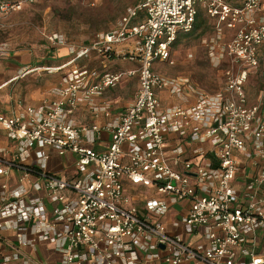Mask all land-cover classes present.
<instances>
[{"label": "built area", "instance_id": "built-area-1", "mask_svg": "<svg viewBox=\"0 0 264 264\" xmlns=\"http://www.w3.org/2000/svg\"><path fill=\"white\" fill-rule=\"evenodd\" d=\"M35 1L1 0L0 15ZM200 10L214 24L213 35L203 40L208 57L214 65H227L224 86L215 92L197 91L188 78L154 70L155 62L169 60L178 35L193 31ZM140 14L143 19L136 22ZM47 40L64 44L57 33ZM127 41L131 47L116 48ZM90 51L138 65L129 72L138 75L135 98L115 126L103 129L72 116L86 106L95 116L106 112L108 106H94V100L115 86L122 72L95 80L91 69L74 70L50 103L11 115L0 112V126L20 148L12 160L0 152V180L12 168L21 170L23 181L36 177L28 189L15 188L12 199L0 196V233L23 232L14 249L23 257L15 264H45L22 250L49 240L61 256L59 264H264L254 249L244 251L243 259L238 252L248 238L264 232V0H138L116 28L98 34L75 59ZM250 78L259 82L261 102L248 99ZM165 88L179 98L190 91L194 101L164 110L157 92ZM103 130L111 138L100 151L93 144ZM187 131L191 157L182 161L185 151L178 146L170 163L167 134ZM33 147L39 167L25 164ZM68 153L75 158L70 177L55 171ZM125 181L154 190L143 212L126 195ZM7 188L0 181V189ZM185 201L182 225L202 232L196 244L170 232L160 219ZM47 203L54 207L49 210ZM25 224L31 225V236ZM9 261L6 256L0 264Z\"/></svg>", "mask_w": 264, "mask_h": 264}, {"label": "crops", "instance_id": "crops-1", "mask_svg": "<svg viewBox=\"0 0 264 264\" xmlns=\"http://www.w3.org/2000/svg\"><path fill=\"white\" fill-rule=\"evenodd\" d=\"M39 1L42 0H37L34 3ZM30 4L32 3L26 4L24 8ZM13 13L7 16L0 15V112L11 115L23 108H37L50 103L57 98L56 90L65 85V77L74 70H81L84 68L91 69L95 74V80L98 76L106 72H122V76L118 83L106 89L101 97L94 100V106L101 107L107 105L108 109L106 112H99L95 116L89 110L90 106H86L77 110L72 116L82 123L97 124L103 129L115 126L117 115L127 108L135 98L139 87L138 75H130L129 72L135 70L138 65L117 58L106 59L105 56H102L96 51H90L82 58L80 57L81 59L78 58L79 60H76L75 58L78 51L90 46V44L88 46L76 47L67 45L65 39L62 45L51 44V49L49 51L45 49L42 50L37 44H32L30 47L20 46V44L16 46L13 40H6L1 37V33L5 31L4 29L10 27L11 23H9V19ZM198 14H200V12ZM198 18L199 16L196 17L194 29L199 28ZM142 19L143 14H140L136 22ZM208 20L213 28V21L209 18ZM212 33H214V31ZM225 33L226 35H230L231 31L225 30ZM186 35L188 34L178 35L171 48L174 47L181 36ZM131 43L132 41H127L116 45V48L131 47ZM157 62L164 64L163 62L165 61ZM190 83L197 91H204L198 86H195L191 81ZM157 95L164 110H169L170 106L173 105H181L185 104V102L186 104H191L194 101V96L190 91L186 92L183 98L173 95L167 88L159 90ZM188 137L189 131H187L184 136L175 133L167 134L165 154L167 158H169L170 163H172V150L178 146L183 147L185 151L184 154L180 156L182 161L191 157L187 149ZM110 138V132L103 130L100 133L99 139L93 146L96 150H104L108 146ZM202 147L207 149L208 144H202ZM1 151H4L3 156L8 160L14 159L16 153L20 151L16 142L8 137L3 126H0V152ZM37 151L38 149L36 147L30 149V155L25 161L26 165L39 167L40 164H42V161H40L37 156ZM74 159V156L69 153L63 156L59 166H57L55 170L56 173L60 175L64 174L67 177L74 175ZM176 168L181 169V166L176 165ZM46 169L51 170L50 163L46 164ZM22 176L23 173L20 169H10L8 174L3 176L0 180L8 186L6 190L0 189V196L12 199L11 193L15 188L22 185L28 189L31 183L36 180V177L31 176V183L26 182L22 180ZM124 187L126 195L130 197L131 201L137 205L142 212L144 211L146 201L155 197L154 190L151 187L134 185L129 181L124 182ZM47 207L51 210L54 205L47 203ZM188 207L189 204L186 201L174 204L169 212L165 216L160 217V219L166 224L170 232L179 235L189 244H196L202 241V232L192 233L186 231L181 221ZM25 226L27 228V232H25L26 235L31 236V225L25 224ZM22 234V231L16 229H5L0 233V263L6 256L9 257V264H15L21 261L23 256L14 252V249L18 247V240ZM252 249H254L258 257L264 258V232H258L254 239L248 238V240L243 243L242 247L238 250L239 259L246 258L243 256V252ZM22 251L29 259L38 260L45 264H59L61 261V256L54 251L53 240L39 241L32 245L29 244L24 247ZM152 264L161 263L155 261ZM182 264L192 263L184 262Z\"/></svg>", "mask_w": 264, "mask_h": 264}, {"label": "rangeland", "instance_id": "rangeland-1", "mask_svg": "<svg viewBox=\"0 0 264 264\" xmlns=\"http://www.w3.org/2000/svg\"><path fill=\"white\" fill-rule=\"evenodd\" d=\"M137 1L42 0L13 13L9 19L11 25L4 29L1 37L13 40L16 46L37 44L49 51L51 43L47 36L57 33L64 37L67 45L88 46L96 41L98 34L116 28L126 9ZM198 21L199 28L181 36L171 48L169 60L164 64L156 62L154 69L168 78L187 77L202 90L215 92L224 86L227 65L211 63L203 40L213 35V28L203 10ZM259 90L258 80L250 78L246 85L250 103L261 102Z\"/></svg>", "mask_w": 264, "mask_h": 264}, {"label": "trees", "instance_id": "trees-1", "mask_svg": "<svg viewBox=\"0 0 264 264\" xmlns=\"http://www.w3.org/2000/svg\"><path fill=\"white\" fill-rule=\"evenodd\" d=\"M33 3H34V2H33ZM198 16H199V14H198ZM198 16H197V17H198ZM90 45H91V44H90ZM81 58H82V57H81ZM81 58H79V59H81ZM113 58H114V57L112 56L110 59H113ZM79 59H78V60H79ZM76 60H77V59H76Z\"/></svg>", "mask_w": 264, "mask_h": 264}]
</instances>
